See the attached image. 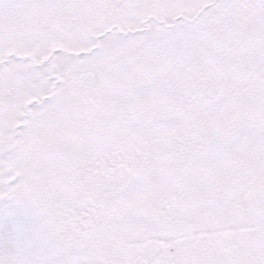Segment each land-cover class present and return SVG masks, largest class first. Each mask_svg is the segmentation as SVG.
Returning a JSON list of instances; mask_svg holds the SVG:
<instances>
[{
	"label": "snow or ice",
	"instance_id": "1",
	"mask_svg": "<svg viewBox=\"0 0 264 264\" xmlns=\"http://www.w3.org/2000/svg\"><path fill=\"white\" fill-rule=\"evenodd\" d=\"M0 264H264V0H0Z\"/></svg>",
	"mask_w": 264,
	"mask_h": 264
}]
</instances>
